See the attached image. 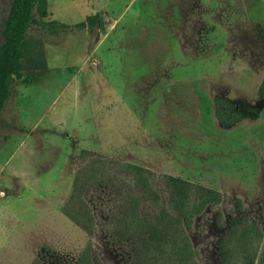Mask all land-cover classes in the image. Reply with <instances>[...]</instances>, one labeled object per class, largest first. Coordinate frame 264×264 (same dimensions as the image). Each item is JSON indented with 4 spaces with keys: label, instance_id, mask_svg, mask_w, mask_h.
<instances>
[{
    "label": "rangeland",
    "instance_id": "374dc122",
    "mask_svg": "<svg viewBox=\"0 0 264 264\" xmlns=\"http://www.w3.org/2000/svg\"><path fill=\"white\" fill-rule=\"evenodd\" d=\"M92 15L102 29L31 32L45 68L24 61L0 111V264H78L87 244L86 264H166L137 230L169 210L167 177L218 193L185 229L189 264H259L264 0H46L44 21ZM215 98L255 114L223 128Z\"/></svg>",
    "mask_w": 264,
    "mask_h": 264
},
{
    "label": "trees",
    "instance_id": "16d2710c",
    "mask_svg": "<svg viewBox=\"0 0 264 264\" xmlns=\"http://www.w3.org/2000/svg\"><path fill=\"white\" fill-rule=\"evenodd\" d=\"M45 15L46 0L9 1L8 12L0 31V111L10 96L14 80L30 84L28 77L22 78L24 61L28 60L30 63L27 66L29 70L45 68L41 43L33 40L32 31L103 27V22L95 15L87 16L72 26L44 21ZM256 94L264 102V77L257 87ZM213 112L218 124L223 128L233 125L247 115L255 114L253 109L245 107L241 110L223 98L214 99ZM81 178L74 176L73 188L82 183ZM166 181L169 189V210L161 209L154 217L140 218L137 235L141 237V254H155L165 259L166 264H189L193 253L185 229L194 214L200 212L206 204L218 201V193L177 177H167ZM62 213L86 235L90 234L91 219L87 213L82 215L78 209L69 211L66 207H63ZM87 253L88 244L80 252L78 264H86ZM262 259L264 253L259 257V264ZM239 264H251V261L243 260Z\"/></svg>",
    "mask_w": 264,
    "mask_h": 264
}]
</instances>
